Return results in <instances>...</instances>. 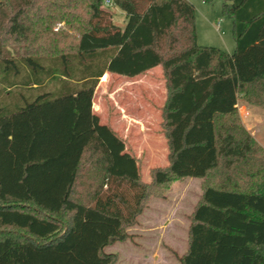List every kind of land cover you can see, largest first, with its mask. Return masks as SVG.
I'll return each instance as SVG.
<instances>
[{"label": "trees", "instance_id": "1", "mask_svg": "<svg viewBox=\"0 0 264 264\" xmlns=\"http://www.w3.org/2000/svg\"><path fill=\"white\" fill-rule=\"evenodd\" d=\"M103 2L0 0V264H113L104 247L151 192L189 176L202 190L179 263L264 264V147L236 106L264 107V0H222L231 53L198 44L189 0H112L123 27ZM155 66L168 161L146 182L92 102L106 72Z\"/></svg>", "mask_w": 264, "mask_h": 264}, {"label": "rangeland", "instance_id": "2", "mask_svg": "<svg viewBox=\"0 0 264 264\" xmlns=\"http://www.w3.org/2000/svg\"><path fill=\"white\" fill-rule=\"evenodd\" d=\"M189 1L195 8L198 44L232 52L233 23L222 11V0ZM101 9L109 14L114 25L123 27L126 19L123 10L104 2ZM61 25L57 23L56 28ZM75 34L73 31L63 44H74ZM106 73V81L99 78L94 89L93 111L100 122L109 124L125 140L126 150L137 159L142 180L149 182L150 171L168 161L166 138L160 125V107L166 90L161 67L134 77ZM239 106L242 123L264 147V107L242 103ZM200 182L199 178L189 176L173 180L164 191H152L136 223L126 227L129 234L126 240L104 247L106 252L116 254L113 264H180L179 257L187 249L190 212L202 190ZM112 189L132 199L134 191L128 187Z\"/></svg>", "mask_w": 264, "mask_h": 264}, {"label": "crops", "instance_id": "3", "mask_svg": "<svg viewBox=\"0 0 264 264\" xmlns=\"http://www.w3.org/2000/svg\"><path fill=\"white\" fill-rule=\"evenodd\" d=\"M229 53H231V52H229ZM155 67H158V66H155ZM155 67H154V68H155ZM154 68H152V69H150V70H148V71L154 70ZM236 106H237V108L239 109V112H240V106H239V103H237ZM244 111H245L246 116H249V112H248L246 109H245ZM246 118H247V117H246Z\"/></svg>", "mask_w": 264, "mask_h": 264}, {"label": "built area", "instance_id": "4", "mask_svg": "<svg viewBox=\"0 0 264 264\" xmlns=\"http://www.w3.org/2000/svg\"><path fill=\"white\" fill-rule=\"evenodd\" d=\"M104 4H105V5H112V3H111L110 0H104Z\"/></svg>", "mask_w": 264, "mask_h": 264}]
</instances>
